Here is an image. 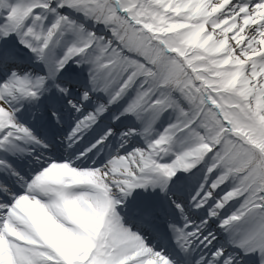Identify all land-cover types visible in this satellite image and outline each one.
<instances>
[{"label": "snow or ice", "instance_id": "1", "mask_svg": "<svg viewBox=\"0 0 264 264\" xmlns=\"http://www.w3.org/2000/svg\"><path fill=\"white\" fill-rule=\"evenodd\" d=\"M0 264H264V0H0Z\"/></svg>", "mask_w": 264, "mask_h": 264}]
</instances>
